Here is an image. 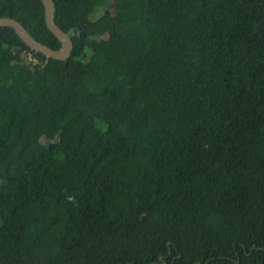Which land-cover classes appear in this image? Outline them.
Instances as JSON below:
<instances>
[{
	"label": "trees",
	"instance_id": "1",
	"mask_svg": "<svg viewBox=\"0 0 264 264\" xmlns=\"http://www.w3.org/2000/svg\"><path fill=\"white\" fill-rule=\"evenodd\" d=\"M53 1L65 61L0 27V264H264V0Z\"/></svg>",
	"mask_w": 264,
	"mask_h": 264
},
{
	"label": "water",
	"instance_id": "2",
	"mask_svg": "<svg viewBox=\"0 0 264 264\" xmlns=\"http://www.w3.org/2000/svg\"><path fill=\"white\" fill-rule=\"evenodd\" d=\"M45 9V20L48 29L57 37L62 47L54 50L37 41L17 20L7 17L0 18V27H10L14 29L22 41L32 50L40 52L49 58L65 61L71 56L73 43L71 35H74V29L69 32L63 31L56 23V8L53 0H41Z\"/></svg>",
	"mask_w": 264,
	"mask_h": 264
},
{
	"label": "rangeland",
	"instance_id": "3",
	"mask_svg": "<svg viewBox=\"0 0 264 264\" xmlns=\"http://www.w3.org/2000/svg\"><path fill=\"white\" fill-rule=\"evenodd\" d=\"M110 9H111V11H113V10H112V7H111Z\"/></svg>",
	"mask_w": 264,
	"mask_h": 264
}]
</instances>
